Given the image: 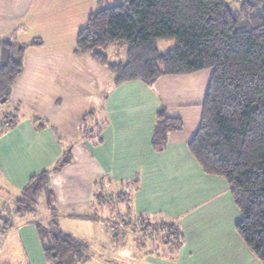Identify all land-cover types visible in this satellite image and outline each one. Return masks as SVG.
<instances>
[{"label": "crops", "instance_id": "crops-1", "mask_svg": "<svg viewBox=\"0 0 264 264\" xmlns=\"http://www.w3.org/2000/svg\"><path fill=\"white\" fill-rule=\"evenodd\" d=\"M107 1L0 0V63L3 41L24 49L21 73L3 96L7 103L0 102V223L9 226L0 233V264H50L35 225L52 216L19 217L14 205L32 176L51 171L65 155L68 163L50 174L54 219L91 232L103 225L102 249L119 260L106 256L97 264H263L235 231L240 215L226 181L204 173L188 149L211 73L114 85L105 64L75 52L77 33ZM109 47L103 52L111 63ZM160 111L182 121L161 149L152 144ZM91 113L89 124L104 126L82 135ZM112 184L133 186L119 196L134 212L131 227L110 216L103 192ZM39 202L46 205L44 197ZM170 224L179 245L171 243Z\"/></svg>", "mask_w": 264, "mask_h": 264}, {"label": "trees", "instance_id": "trees-1", "mask_svg": "<svg viewBox=\"0 0 264 264\" xmlns=\"http://www.w3.org/2000/svg\"><path fill=\"white\" fill-rule=\"evenodd\" d=\"M236 2L232 7L223 0H125L105 6L90 14L77 33L75 52L105 64L114 85L151 84L160 76L211 70L199 128L188 149L204 173L226 181L240 215L235 231L264 264V0ZM162 40H174L175 47L159 52L156 43ZM117 45L125 46L126 61L108 63L103 49ZM23 54V47L1 43L2 97L21 73ZM93 115L82 121V135L101 132L103 123L89 124ZM181 127L180 119L160 111L153 146L163 148L168 133ZM66 163L68 155L51 171L32 176L14 205L16 216L36 213L44 197L53 219L35 227L50 264L84 262V243L59 231L54 219L50 174ZM8 227L0 223V233ZM168 227L171 243L179 245L177 227Z\"/></svg>", "mask_w": 264, "mask_h": 264}, {"label": "rangeland", "instance_id": "rangeland-1", "mask_svg": "<svg viewBox=\"0 0 264 264\" xmlns=\"http://www.w3.org/2000/svg\"><path fill=\"white\" fill-rule=\"evenodd\" d=\"M125 0H108L106 3H104V6H112L120 2H124ZM225 3H229L232 7H235L237 5L236 0H223ZM171 41V42H170ZM172 43V47L175 46L174 40H162L158 41L156 43L157 49L159 52H162L166 49V46ZM109 54L108 57L110 60L114 62H125L126 61V54H125V46L123 45H117V46H110L109 47ZM164 52V51H163ZM202 75H205V73L210 74L211 70L206 69L202 70L200 72ZM5 97L0 98V102H2L1 105H5L7 102L4 101ZM98 188V185H96ZM123 187V186H122ZM103 192L104 199L106 200L107 205H109L110 209V216L112 219L116 221H121L123 219L127 220V224L129 227L132 226L134 222H132L135 218L134 212L131 209L128 201H121L119 202V196L123 194H128L132 192L133 186L127 185V187H123L122 189L115 188L112 184L108 189H106ZM106 191V192H105ZM37 214H31L28 217L33 220H42L43 218L48 216H53V212L46 206L41 204L39 202ZM132 220V221H131ZM44 223H41L43 226H47L45 221ZM132 222V223H131ZM131 223V225H130ZM101 227H100V226ZM57 228L59 231H65L68 230L66 234L71 235L73 238L78 239L80 242L84 243V262H80L79 264H97V263H103V260H105L104 257L108 256L109 253L107 251H103L102 249V230L103 228L102 224H98V228H94V231L91 232L90 229H85L86 226L83 224L75 223V222H63L60 220V222L57 224ZM157 231L163 232L164 235L166 233L160 228V226L153 227ZM143 234H147L149 236V232H146V228L143 229ZM145 241V242H144ZM147 240L143 239L142 243H146ZM111 254V253H110ZM112 256H108V259L110 262H117L119 258L117 257L116 253L111 254ZM107 259V257H106ZM130 262L133 261V258H128Z\"/></svg>", "mask_w": 264, "mask_h": 264}, {"label": "water", "instance_id": "water-1", "mask_svg": "<svg viewBox=\"0 0 264 264\" xmlns=\"http://www.w3.org/2000/svg\"><path fill=\"white\" fill-rule=\"evenodd\" d=\"M3 100H5V99H3Z\"/></svg>", "mask_w": 264, "mask_h": 264}]
</instances>
